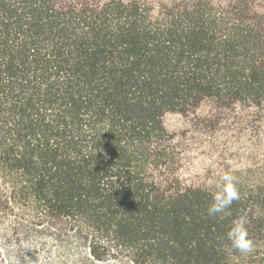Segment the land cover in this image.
Wrapping results in <instances>:
<instances>
[{
	"label": "trees",
	"instance_id": "16d2710c",
	"mask_svg": "<svg viewBox=\"0 0 264 264\" xmlns=\"http://www.w3.org/2000/svg\"><path fill=\"white\" fill-rule=\"evenodd\" d=\"M40 252L264 264V0H0V264Z\"/></svg>",
	"mask_w": 264,
	"mask_h": 264
},
{
	"label": "clouds",
	"instance_id": "9594fccd",
	"mask_svg": "<svg viewBox=\"0 0 264 264\" xmlns=\"http://www.w3.org/2000/svg\"><path fill=\"white\" fill-rule=\"evenodd\" d=\"M238 178L230 172H224L216 183V192L212 196V203L207 208V216L214 217L218 214L226 213L234 201L239 200V192L236 187ZM230 214V213H228ZM246 217L240 216L232 221V226L226 236L235 251L243 254H250L254 251V242L249 238L246 229ZM27 247V245H25ZM27 264H32L29 257L25 256ZM12 264H22L19 257H12Z\"/></svg>",
	"mask_w": 264,
	"mask_h": 264
},
{
	"label": "rangeland",
	"instance_id": "374dc122",
	"mask_svg": "<svg viewBox=\"0 0 264 264\" xmlns=\"http://www.w3.org/2000/svg\"><path fill=\"white\" fill-rule=\"evenodd\" d=\"M50 249L53 252L55 251L54 246H51ZM53 252L51 253V255L49 254L47 256L43 255V252H40L37 255H34V258L30 260L32 261V264H74L75 261H72L71 257H69L66 261H63V263H58L59 261H56L57 258L54 257ZM22 264H27V262L24 260L22 261Z\"/></svg>",
	"mask_w": 264,
	"mask_h": 264
}]
</instances>
